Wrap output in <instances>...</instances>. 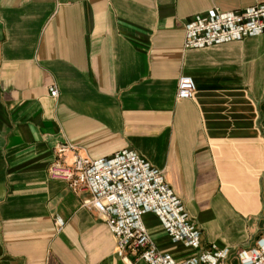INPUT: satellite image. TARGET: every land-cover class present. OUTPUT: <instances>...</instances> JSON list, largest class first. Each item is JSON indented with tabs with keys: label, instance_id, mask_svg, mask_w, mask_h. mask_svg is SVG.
<instances>
[{
	"label": "crops",
	"instance_id": "crops-1",
	"mask_svg": "<svg viewBox=\"0 0 264 264\" xmlns=\"http://www.w3.org/2000/svg\"><path fill=\"white\" fill-rule=\"evenodd\" d=\"M259 3L0 0V264H146L118 251L89 192L49 177L59 144L75 149L67 163L143 157L225 264L264 240V33L183 48L192 17ZM180 76L190 100L176 98ZM143 223L161 252L192 253L155 215Z\"/></svg>",
	"mask_w": 264,
	"mask_h": 264
},
{
	"label": "built area",
	"instance_id": "built-area-1",
	"mask_svg": "<svg viewBox=\"0 0 264 264\" xmlns=\"http://www.w3.org/2000/svg\"><path fill=\"white\" fill-rule=\"evenodd\" d=\"M263 33L264 3L227 12L214 7L185 23L183 48H205ZM194 92L193 79L180 76L176 98L190 100ZM50 96H57L55 87L51 88ZM74 151L69 144L55 147L49 177L64 181L75 192L90 193L85 204L107 224L120 253H138L146 264L226 263L227 250L214 245L201 248V232L190 220L181 200L167 184L163 173L143 157L132 150H123L100 159L74 154L67 163L65 154ZM148 213L159 219L172 242L181 243L192 253L176 259L158 250L143 223V216ZM235 255L239 264H264V240L260 238L250 247L239 248Z\"/></svg>",
	"mask_w": 264,
	"mask_h": 264
}]
</instances>
